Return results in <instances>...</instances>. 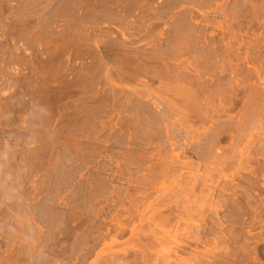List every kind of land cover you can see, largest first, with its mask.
I'll return each mask as SVG.
<instances>
[{
    "label": "rangeland",
    "instance_id": "1",
    "mask_svg": "<svg viewBox=\"0 0 264 264\" xmlns=\"http://www.w3.org/2000/svg\"><path fill=\"white\" fill-rule=\"evenodd\" d=\"M34 106L44 264H264V0H0V142Z\"/></svg>",
    "mask_w": 264,
    "mask_h": 264
},
{
    "label": "clouds",
    "instance_id": "2",
    "mask_svg": "<svg viewBox=\"0 0 264 264\" xmlns=\"http://www.w3.org/2000/svg\"><path fill=\"white\" fill-rule=\"evenodd\" d=\"M48 115L47 109L34 106L23 120V128L28 135L23 139L9 135L0 142V207L7 208L10 213L5 220L0 221V232L6 234L10 245L23 246L33 264H44L49 257L42 246H35L36 232L29 227L33 210L25 196L24 175L27 166L18 167L17 156L24 145H37L39 130Z\"/></svg>",
    "mask_w": 264,
    "mask_h": 264
}]
</instances>
